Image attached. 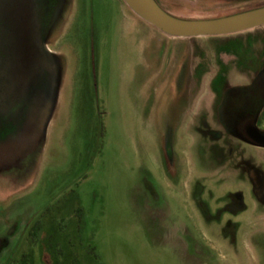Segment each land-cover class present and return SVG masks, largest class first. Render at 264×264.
Here are the masks:
<instances>
[{"label": "rangeland", "instance_id": "obj_1", "mask_svg": "<svg viewBox=\"0 0 264 264\" xmlns=\"http://www.w3.org/2000/svg\"><path fill=\"white\" fill-rule=\"evenodd\" d=\"M25 1L33 48L47 42L50 56L33 60L20 100L48 104L17 122L19 138L0 137V264H264V149L224 144L214 123L221 88L248 83L249 64L264 61V26L178 38L125 0ZM155 2L188 21L264 7ZM239 159L260 168V198Z\"/></svg>", "mask_w": 264, "mask_h": 264}, {"label": "water", "instance_id": "obj_2", "mask_svg": "<svg viewBox=\"0 0 264 264\" xmlns=\"http://www.w3.org/2000/svg\"><path fill=\"white\" fill-rule=\"evenodd\" d=\"M125 1L137 17L170 37L227 36L264 26V7L225 18L188 21L171 16L155 0ZM4 8L6 23L1 29L5 32V50L4 57L0 58V99H10L3 107H12L13 100L23 98L29 84L37 78L39 68L32 65L33 60L40 59L41 52L47 54V51L45 43L41 45V52L33 48L30 30H26L28 20L32 19L27 2L7 0ZM249 141L255 146L264 147V135L256 128Z\"/></svg>", "mask_w": 264, "mask_h": 264}, {"label": "flooded vegetation", "instance_id": "obj_3", "mask_svg": "<svg viewBox=\"0 0 264 264\" xmlns=\"http://www.w3.org/2000/svg\"><path fill=\"white\" fill-rule=\"evenodd\" d=\"M263 103L264 86L260 81L257 82L256 77L252 78L248 85L241 87H228L224 95L223 102L219 106V110L214 111V123H216L218 127V135L223 138L222 142L224 144H229L233 148H236L237 146V144H234L233 141H237L238 144L255 146L249 140H251L252 125H256V127L260 128L264 132V127H262V123H264ZM26 114L27 112L23 116ZM18 116L23 117L16 113L10 114L5 112L0 114V131H4V134H8L7 140H10L9 142H11V139L14 137L19 138V135H17L16 131H14L16 129L17 122L13 121L14 118H18ZM168 151L172 154V149H168ZM237 167L238 169H241L242 172H247L249 174V183L252 186L251 191H253V195L251 197H254L255 199L260 198L262 195L260 193L262 192L258 193L257 191L256 187L259 186V181L254 176L253 172L254 167L257 169L260 168L248 159H239ZM232 199L233 201L229 204V206H227L226 211L237 215V213L244 208V199L239 198V200H236L234 194L232 195Z\"/></svg>", "mask_w": 264, "mask_h": 264}, {"label": "crops", "instance_id": "obj_4", "mask_svg": "<svg viewBox=\"0 0 264 264\" xmlns=\"http://www.w3.org/2000/svg\"><path fill=\"white\" fill-rule=\"evenodd\" d=\"M48 46H49L48 43L45 42L44 47L47 50V54L50 56V49L48 48ZM255 63L256 62L253 61V63L249 64V66L253 67V70H254L253 72L255 73L254 77L257 78V82L260 81L262 83V85L264 86V61L262 63H259L258 64L259 66L256 65ZM250 81L248 83L241 85V86L248 85L250 83ZM223 85H224V83H222L221 86H223ZM241 86H239V87H241ZM228 87H230V86H227V88ZM227 88L224 90H222V88H221V91H220L221 104L223 102V98H224V95L226 93ZM9 101H10V99H0V114L6 112V113H10V114L16 113V114H19L20 116H23L27 112L26 116L31 117L33 120H36V118L39 116L41 111L44 109V106L46 107L48 104V102H45V101L13 100L12 107H8V106L3 107V105L7 102L9 103ZM58 105H59V102H51L49 110H48L49 111V113H48L49 114V117H48L49 121L56 114V109H57ZM219 106H220V104H219ZM31 118H30V120H31ZM21 119H22V117L18 116V118H14L13 121L14 122H22V121H20ZM17 126H21V123H17ZM262 127H264V123H262ZM4 128H6V127H4ZM254 128H256V130H258L261 134L264 135V132L260 128L256 127V125H252V131H251L252 133H253ZM23 131H24V129H23ZM20 132L21 131H17L16 134L20 136ZM46 134H47V128L44 130L43 136H45ZM252 147H255V146H252ZM255 148L264 149V147H258V146H256Z\"/></svg>", "mask_w": 264, "mask_h": 264}, {"label": "trees", "instance_id": "obj_5", "mask_svg": "<svg viewBox=\"0 0 264 264\" xmlns=\"http://www.w3.org/2000/svg\"><path fill=\"white\" fill-rule=\"evenodd\" d=\"M219 82H221V81H219ZM4 133H5L4 131H0V137H2L3 135H5Z\"/></svg>", "mask_w": 264, "mask_h": 264}]
</instances>
